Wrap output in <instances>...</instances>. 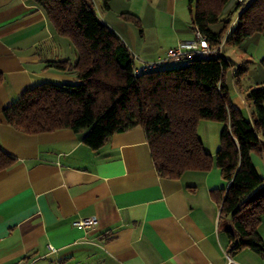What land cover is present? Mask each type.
<instances>
[{"label":"crops","instance_id":"1","mask_svg":"<svg viewBox=\"0 0 264 264\" xmlns=\"http://www.w3.org/2000/svg\"><path fill=\"white\" fill-rule=\"evenodd\" d=\"M92 2L133 56L139 50L123 33L137 38L142 51L160 40L170 39V48L193 37L187 0H108V9ZM121 13L140 26L124 22ZM147 28L154 29L152 37L146 38ZM66 40L34 0H0V112L36 84L76 79L49 65L74 58ZM229 50L250 60L232 96L264 82V32ZM0 144L13 157L0 170V264H264V251L231 247L227 231L234 230L228 219L219 221L213 193L224 183L221 175L220 182L206 171L160 176L140 127L92 149L81 131L27 133L2 119ZM251 160L264 176V155L253 152ZM84 217L97 223L88 229L73 224ZM257 231L264 240V214Z\"/></svg>","mask_w":264,"mask_h":264},{"label":"trees","instance_id":"2","mask_svg":"<svg viewBox=\"0 0 264 264\" xmlns=\"http://www.w3.org/2000/svg\"><path fill=\"white\" fill-rule=\"evenodd\" d=\"M34 1L74 51L72 60L49 65L76 79L32 86L1 110L0 120L27 133L81 131L83 142L92 149L114 133L140 127L156 171L166 178L205 172L215 164L224 183L213 193L219 202V221L228 219L234 230L227 231L231 247L264 251L257 231L264 214V176L251 160L253 152L264 155V82L245 94L252 107L250 116H244L230 101L225 73L232 70L234 84L240 86L250 60L242 57L234 63L220 53L223 44L240 47L246 37L264 32V0L245 4L187 0L192 26L217 50L215 55L184 58L183 64L173 67H162L166 63L162 61L138 73L134 69L140 63L97 17L92 0ZM101 6L108 9V0H101ZM121 16L140 26L130 13ZM219 21L221 27L213 29ZM260 63L264 68V57ZM199 118L223 124L214 162L196 133ZM12 163L13 157L0 144V170Z\"/></svg>","mask_w":264,"mask_h":264},{"label":"rangeland","instance_id":"3","mask_svg":"<svg viewBox=\"0 0 264 264\" xmlns=\"http://www.w3.org/2000/svg\"><path fill=\"white\" fill-rule=\"evenodd\" d=\"M223 17H224V15H223ZM234 17H233V19H234ZM120 18L124 22L132 24L133 26L137 27V25L133 21H131V19L130 20L125 19L122 16ZM233 19H232V21H233ZM124 22H123V24H124ZM221 25H222V22L219 21L216 24L212 25V27H213V29H219L221 27ZM119 29L126 30V29H122V28H119ZM227 29H228V27H227ZM153 33H155L154 29L147 28L146 29V35H147L146 38H148L150 36L152 37ZM123 34H124L126 40L129 42V44L132 46V48L134 49L136 47L134 50H139V53L133 52L134 56L137 57L139 60H143V61H147V62L155 61L158 54H160L162 52H164V54H165L166 50L170 46L168 43L171 40L170 39H164V40L158 41L154 47H151L153 49L152 51H149L148 49H144L142 51L138 46V45H142V44L137 42V40H136L137 38H132L131 35H129L128 33L127 34L123 33ZM175 45H176V43H175ZM148 47H149V44H148ZM237 52H239V50L238 51L229 50L228 44H223L222 48L220 50V53L222 56L231 57L233 62H235V60H236V62H238L240 60L239 57L241 55H239V53H237ZM138 59L136 60V58H135L136 63H138V61H139ZM183 63H184V60H182V59L170 60L167 63H163L162 67H173V66L181 65ZM259 65L262 67L260 62H259ZM233 71H234V68H233ZM231 73H232V70L229 71V69L225 73V82L227 84L229 96L230 95L232 96V94L234 92H236V87L237 88L239 87L237 85L235 87L234 83L231 81V78H230ZM242 79H243V77H242ZM242 79L240 81V84L242 82ZM233 81H234V79H233ZM242 95H243V99H242ZM242 95L232 96L230 101L232 104H234L237 108H239L241 110V112L244 116L249 117L250 116L249 110H251L252 105H251L250 101H248L246 99L244 100L245 93ZM222 125L223 124L220 121L205 119V118H199L197 120V123H196V133H197V135H198V137L202 143V148L205 152H207L208 154L211 155L213 162H214L215 153H216V151L220 145V131H221ZM258 171H260V170L258 169ZM206 173L209 177H211V179H213L215 177L216 179L219 178V179H217V180H219V182L221 181L220 180V171L215 166V164H212L211 167L208 170H206Z\"/></svg>","mask_w":264,"mask_h":264},{"label":"built area","instance_id":"4","mask_svg":"<svg viewBox=\"0 0 264 264\" xmlns=\"http://www.w3.org/2000/svg\"><path fill=\"white\" fill-rule=\"evenodd\" d=\"M232 1L234 3H241V4H245L246 2H248V0H232ZM239 12L240 10L238 11V13ZM192 30H193V37L191 39L178 41V43L175 46H172L166 50L164 58L160 60L152 61V62H146V61L140 62V65L134 69V73H138L140 71L153 68L162 61L190 58L196 55L202 57L215 55L217 50L209 46L207 40L201 35L197 27L192 26ZM96 223H97V219L95 217H84L82 219L73 222L75 226L83 229L91 228Z\"/></svg>","mask_w":264,"mask_h":264}]
</instances>
